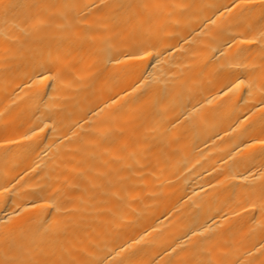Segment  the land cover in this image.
Returning <instances> with one entry per match:
<instances>
[{
	"label": "bare ground",
	"instance_id": "obj_1",
	"mask_svg": "<svg viewBox=\"0 0 264 264\" xmlns=\"http://www.w3.org/2000/svg\"><path fill=\"white\" fill-rule=\"evenodd\" d=\"M0 264H264V0H0Z\"/></svg>",
	"mask_w": 264,
	"mask_h": 264
}]
</instances>
